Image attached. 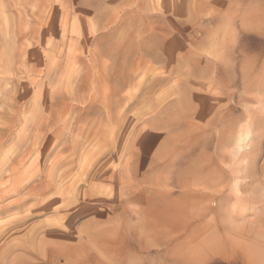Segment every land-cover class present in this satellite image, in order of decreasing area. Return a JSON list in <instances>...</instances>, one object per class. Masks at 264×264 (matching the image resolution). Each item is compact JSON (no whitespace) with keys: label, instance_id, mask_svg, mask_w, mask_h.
Here are the masks:
<instances>
[{"label":"rangeland","instance_id":"obj_1","mask_svg":"<svg viewBox=\"0 0 264 264\" xmlns=\"http://www.w3.org/2000/svg\"><path fill=\"white\" fill-rule=\"evenodd\" d=\"M0 264H264V0H0Z\"/></svg>","mask_w":264,"mask_h":264},{"label":"bare ground","instance_id":"obj_2","mask_svg":"<svg viewBox=\"0 0 264 264\" xmlns=\"http://www.w3.org/2000/svg\"><path fill=\"white\" fill-rule=\"evenodd\" d=\"M251 141V137H244V138H239L236 144L237 149H247L249 147Z\"/></svg>","mask_w":264,"mask_h":264}]
</instances>
